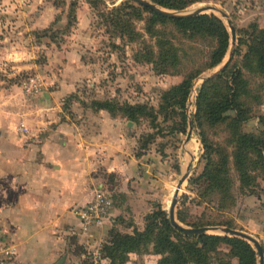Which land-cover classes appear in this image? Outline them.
I'll return each mask as SVG.
<instances>
[{
    "label": "rangeland",
    "instance_id": "rangeland-1",
    "mask_svg": "<svg viewBox=\"0 0 264 264\" xmlns=\"http://www.w3.org/2000/svg\"><path fill=\"white\" fill-rule=\"evenodd\" d=\"M125 2L140 5L134 0H0V119L18 127L24 118H29L36 125L44 100L50 99L49 92L66 78L70 90L56 99L60 105V121L84 120V124L94 126L98 118L108 115L122 123L130 155H146L147 160L143 161L156 164L150 170L149 190L143 191L142 197H126L122 192L103 189L113 200L107 217L100 225L82 229L87 235L83 242L75 235H67L60 260L54 264H159L163 255L156 252L153 242L125 254L118 251L113 256L108 255L105 246L111 243L115 233L143 231L149 222L147 215L153 211L162 209L168 213L175 187L184 173L187 177L178 191L174 210L176 218L178 213L184 219L180 223L191 227L209 220L230 222L231 228L255 237L264 255V168L252 173L254 184L244 189L240 187L236 171L231 170L235 202L225 208H218L216 196L200 195L202 185L197 177L205 163L200 133L203 132L212 146L214 158L217 152L227 148L229 134L223 124L206 123L191 126L189 138L187 133L201 84L214 76L220 65L192 80L183 108L173 104L174 96L166 97L185 75L205 65L215 42L207 37L190 38L171 24L158 26L173 43L179 57L175 64H164L157 59L155 37L146 31L147 11L141 12V18L132 16L129 21L140 36L129 40L127 34H121L110 11ZM205 5L224 10L235 27L236 41L231 45L229 37L222 61L227 60L230 50L233 56L235 48L234 58L240 59L254 26L264 28V0H200L180 10L156 6L182 15ZM204 13L219 16L230 36L225 17L211 10ZM72 14L75 20L71 19ZM123 18L128 19L126 14ZM244 77L253 91L252 96L244 98L249 111L240 129L259 134L264 120V79L247 71ZM221 86L217 83L219 92ZM96 101H110L113 113L100 109L94 104ZM125 104L143 105L147 112L131 120L119 109ZM225 114L234 116V111L228 110ZM140 171L143 172L141 167ZM108 180L115 184L113 178ZM102 227L105 231L100 234ZM207 233L221 232L209 230ZM218 250L219 256L237 263L227 244H221ZM214 261L210 260V264Z\"/></svg>",
    "mask_w": 264,
    "mask_h": 264
},
{
    "label": "trees",
    "instance_id": "trees-1",
    "mask_svg": "<svg viewBox=\"0 0 264 264\" xmlns=\"http://www.w3.org/2000/svg\"><path fill=\"white\" fill-rule=\"evenodd\" d=\"M150 1L166 9L180 10L200 0ZM126 10L129 12L125 13ZM143 10L149 13L146 20V31L155 37L158 48L157 59L164 64L167 62L175 64L179 57L173 43L165 38L162 28L158 26L171 24L173 28L190 38L207 37L215 42L205 65L189 72L180 84L172 87L166 93V97L174 96L173 104L183 108L192 80L203 71L218 66L223 60L229 47V32L222 19L213 13L169 17L142 5H134L129 2L113 7L110 13L115 15L116 26L121 28V34H127L129 40H134L140 34L130 27L129 21L132 16L141 18ZM124 14L128 19L123 18ZM71 19L75 20V14H72ZM70 22L69 20L68 24ZM245 45L246 50L240 59L234 58L237 53L235 48L232 58L214 76L203 81L196 98V111L191 119L192 126L194 124L202 126L203 123L208 125L223 124L229 134L226 140L227 148H224L222 152H217V157L214 158L212 146L208 144L203 132L200 133L205 160L202 172L197 177L202 185L200 195L202 197L216 196L218 208H225L235 202L232 193L234 183L232 169L238 175L241 189H244L254 184L255 176L252 173L264 168V120H262L263 129L259 134L243 132L240 129V125L246 119L249 111L244 98L252 96L253 91L248 86L244 71L257 74L264 79V28L254 26ZM150 54L153 55L151 52ZM217 83L222 85L221 92L216 88ZM210 89L211 91L213 89L212 94ZM94 104L100 109L113 113L114 106L110 101H96ZM119 109L131 120H136L138 114L147 112L143 105L125 104ZM228 110H233L234 116L226 115ZM150 115L152 118L154 117L152 113ZM183 117L185 118V116ZM147 218L149 222L143 231L135 230L133 234L115 233L111 238V243L105 246L108 255L113 256L118 251L125 254L130 250L138 249L141 245L153 242L156 252L163 255L159 264H210L212 259H215L214 264H233L230 260L218 255V247L221 244H227L232 256L237 259L236 264H257L255 249L250 243L239 237L212 233L185 235L171 224L168 213L162 209L153 211L147 215ZM176 219L179 222H184L178 213ZM219 224L231 227L230 222L219 223L213 220L193 224L191 227Z\"/></svg>",
    "mask_w": 264,
    "mask_h": 264
},
{
    "label": "crops",
    "instance_id": "crops-1",
    "mask_svg": "<svg viewBox=\"0 0 264 264\" xmlns=\"http://www.w3.org/2000/svg\"><path fill=\"white\" fill-rule=\"evenodd\" d=\"M58 82L37 124L23 119L27 133L0 119V225L15 245L11 264H54L67 235L85 241L73 208L90 201L96 188L142 197L152 181L156 164L130 155L119 120L60 121L56 99L71 85L66 78Z\"/></svg>",
    "mask_w": 264,
    "mask_h": 264
},
{
    "label": "water",
    "instance_id": "water-1",
    "mask_svg": "<svg viewBox=\"0 0 264 264\" xmlns=\"http://www.w3.org/2000/svg\"><path fill=\"white\" fill-rule=\"evenodd\" d=\"M134 1H136L138 4H140V5L144 6V7L149 8L150 10H152V11H154L156 13H159V14H162V15H165V16H169V17L194 16V15H198V14L204 13V11H206V10H211V11H214V12H218V13L221 14V16L225 17L226 20H227V24H228V26L230 28V42H231V45H234V43L236 41L235 27H234L231 19L228 17V14L224 10H222V9H220V8L214 6V5H205V6H202V7L198 8V9H196L193 12L179 15V14H173V13H169L167 11H164V10L160 9L159 7H157L154 3H152V2H150L148 0H134ZM232 52H233L232 50L229 51L228 58H227L226 61H224V62L221 61V63L219 64L220 68H222L224 66V64L229 61V59L232 56ZM191 126H192V124L189 122V130H188V133H187V138H189L190 135H191ZM187 171H188V168H187ZM186 177H187V173H184V174L181 175L180 179L177 182V185L175 187V191L173 193V196H172V199H171V202H170V205H169L168 218H169L171 224L173 226L177 227L178 229H180L183 232V234H185V235H200V234L207 233V231H209V230H213V231L221 232V233H215V234L235 236V237H239V238H241L243 240H246L255 249L256 254L258 256V264H264V255H263V249L261 247V244L251 234H248V233H246V232H244L242 230L234 229V228H231V227H228V226H217V225H214V226H202V227H189V226H185V225L181 224L176 219L174 210H175V206H176V203H177L178 191H179L183 181L186 179Z\"/></svg>",
    "mask_w": 264,
    "mask_h": 264
},
{
    "label": "built area",
    "instance_id": "built-area-1",
    "mask_svg": "<svg viewBox=\"0 0 264 264\" xmlns=\"http://www.w3.org/2000/svg\"><path fill=\"white\" fill-rule=\"evenodd\" d=\"M19 128L23 133L28 132L22 123ZM112 207L111 195L101 188H96L92 199L74 207L73 214L80 221L82 229L88 230L91 227L100 225ZM15 251V245L9 239L6 230L0 225V264H11Z\"/></svg>",
    "mask_w": 264,
    "mask_h": 264
},
{
    "label": "bare ground",
    "instance_id": "bare-ground-1",
    "mask_svg": "<svg viewBox=\"0 0 264 264\" xmlns=\"http://www.w3.org/2000/svg\"><path fill=\"white\" fill-rule=\"evenodd\" d=\"M192 149V148H191Z\"/></svg>",
    "mask_w": 264,
    "mask_h": 264
}]
</instances>
